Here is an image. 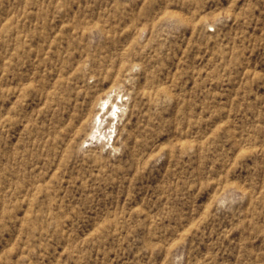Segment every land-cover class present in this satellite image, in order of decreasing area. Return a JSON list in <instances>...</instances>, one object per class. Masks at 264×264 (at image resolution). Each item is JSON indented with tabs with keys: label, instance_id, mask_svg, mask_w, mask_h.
Segmentation results:
<instances>
[{
	"label": "rangeland",
	"instance_id": "1",
	"mask_svg": "<svg viewBox=\"0 0 264 264\" xmlns=\"http://www.w3.org/2000/svg\"><path fill=\"white\" fill-rule=\"evenodd\" d=\"M0 264H264V0H0Z\"/></svg>",
	"mask_w": 264,
	"mask_h": 264
},
{
	"label": "bare ground",
	"instance_id": "2",
	"mask_svg": "<svg viewBox=\"0 0 264 264\" xmlns=\"http://www.w3.org/2000/svg\"><path fill=\"white\" fill-rule=\"evenodd\" d=\"M104 118V117H103ZM97 126V125H96ZM101 126V125H100ZM95 136V135H94ZM110 139V138H109Z\"/></svg>",
	"mask_w": 264,
	"mask_h": 264
}]
</instances>
